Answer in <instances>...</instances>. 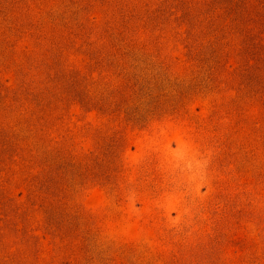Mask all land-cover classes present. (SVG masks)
<instances>
[{"label": "rangeland", "instance_id": "rangeland-1", "mask_svg": "<svg viewBox=\"0 0 264 264\" xmlns=\"http://www.w3.org/2000/svg\"><path fill=\"white\" fill-rule=\"evenodd\" d=\"M0 264H264V0H0Z\"/></svg>", "mask_w": 264, "mask_h": 264}]
</instances>
